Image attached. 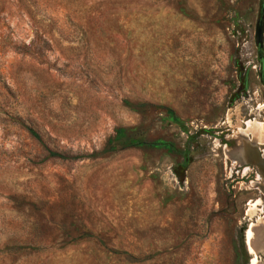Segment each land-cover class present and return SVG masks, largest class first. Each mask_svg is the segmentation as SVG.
Instances as JSON below:
<instances>
[{
	"label": "rangeland",
	"instance_id": "374dc122",
	"mask_svg": "<svg viewBox=\"0 0 264 264\" xmlns=\"http://www.w3.org/2000/svg\"><path fill=\"white\" fill-rule=\"evenodd\" d=\"M262 167L264 0H0V264H264Z\"/></svg>",
	"mask_w": 264,
	"mask_h": 264
},
{
	"label": "bare ground",
	"instance_id": "6f19581e",
	"mask_svg": "<svg viewBox=\"0 0 264 264\" xmlns=\"http://www.w3.org/2000/svg\"><path fill=\"white\" fill-rule=\"evenodd\" d=\"M259 123V125H261V122H258ZM252 127H254V126H252ZM255 157V156H254ZM260 158H261V156H260ZM260 160V159H259ZM238 161V160H237ZM262 162H261V160H260V164H261ZM262 169H264V167H262ZM263 171V174H262V178L259 180V182H257V186L259 187L260 186V189L262 188V190L264 191V170H262ZM262 220V219H261ZM264 220V219H263ZM253 226V225H252ZM258 228V227H257ZM254 229H255V227H254ZM258 230V229H257ZM252 232V231H251ZM257 232V231H256ZM255 233V232H254ZM254 236V235H253Z\"/></svg>",
	"mask_w": 264,
	"mask_h": 264
},
{
	"label": "trees",
	"instance_id": "16d2710c",
	"mask_svg": "<svg viewBox=\"0 0 264 264\" xmlns=\"http://www.w3.org/2000/svg\"><path fill=\"white\" fill-rule=\"evenodd\" d=\"M29 130H30V132H31L33 135L38 136L37 133H36L33 129L30 128Z\"/></svg>",
	"mask_w": 264,
	"mask_h": 264
},
{
	"label": "crops",
	"instance_id": "0c3cea01",
	"mask_svg": "<svg viewBox=\"0 0 264 264\" xmlns=\"http://www.w3.org/2000/svg\"><path fill=\"white\" fill-rule=\"evenodd\" d=\"M258 159V158H257Z\"/></svg>",
	"mask_w": 264,
	"mask_h": 264
}]
</instances>
